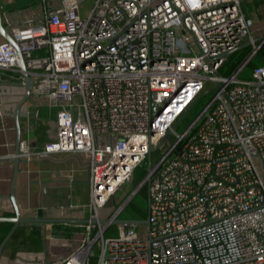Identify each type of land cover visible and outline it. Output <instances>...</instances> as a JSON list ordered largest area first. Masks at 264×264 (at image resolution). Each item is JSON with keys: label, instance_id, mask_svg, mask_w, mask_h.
Masks as SVG:
<instances>
[{"label": "built area", "instance_id": "obj_1", "mask_svg": "<svg viewBox=\"0 0 264 264\" xmlns=\"http://www.w3.org/2000/svg\"><path fill=\"white\" fill-rule=\"evenodd\" d=\"M79 1L42 0L37 20L15 12L3 23L32 91L55 107L54 135L19 156L84 155L89 165L88 216L59 264H264V33L254 35L241 0H94L84 16ZM0 68L25 81L5 38ZM145 160L132 189L147 186L145 220L117 217L129 197L102 214ZM113 222L117 233L105 235Z\"/></svg>", "mask_w": 264, "mask_h": 264}, {"label": "crops", "instance_id": "obj_2", "mask_svg": "<svg viewBox=\"0 0 264 264\" xmlns=\"http://www.w3.org/2000/svg\"><path fill=\"white\" fill-rule=\"evenodd\" d=\"M12 1L0 0L3 23L6 13L10 16H14L15 12L20 13L19 19L16 18L22 23L28 19L37 20L41 17L42 0L36 10H29L24 5L10 6ZM47 2L52 4L54 0ZM250 4L253 10L250 9L251 13H248L246 6ZM240 5L243 12L253 18L254 35L264 33H257L253 29L256 24L254 18H257L254 16L260 15L264 0H241ZM2 40L0 34V41ZM24 90L25 81L18 70L0 68V102L3 108V115L0 116V216L15 215L9 195L16 136L11 113L23 96ZM49 111L46 98L41 93L31 91L19 108L20 149L28 143L30 148H38L47 138L54 135L55 114L49 117ZM50 118H53V125L49 127L46 123ZM22 158L24 160L18 164L14 183V198L20 215L76 220L21 222L5 242L0 253V264H59V260L79 244L80 225L88 216V211L82 208L88 200L87 159L84 155L65 153ZM60 207L64 212L59 211ZM110 209L105 210V214ZM0 222H9L11 226L13 225L12 221ZM5 228V224H0V234Z\"/></svg>", "mask_w": 264, "mask_h": 264}, {"label": "rangeland", "instance_id": "obj_3", "mask_svg": "<svg viewBox=\"0 0 264 264\" xmlns=\"http://www.w3.org/2000/svg\"><path fill=\"white\" fill-rule=\"evenodd\" d=\"M93 2L94 0H80L79 1L80 14L82 16L88 13ZM40 4H41L40 0H13L10 6L24 5L29 10H36L37 8H39ZM250 9L253 10L251 4L250 6H246V10L248 13L250 12ZM254 17H257V18H254L256 21V24L253 26L254 31L257 33L264 32V28H262V26L264 25V5L261 6L260 15L259 16L255 15ZM251 49L252 47L250 45H246L244 47H241L239 50H237L233 54H231L230 59L228 61L229 63L226 62L221 68V71L225 72L224 70L229 64L232 66V63L236 64V62H239V61L241 62L249 54ZM262 60H263L262 52H258L252 58V60L248 63V65L244 68V70L241 72V76H244V77L250 76L251 67L254 64H258L262 62ZM213 84L214 82L209 81L206 87H211ZM211 94H212V91L205 92L202 95V97L199 98L198 103L209 99L211 97ZM200 107L201 106H198L196 108L193 107L190 111H188L184 115V117L178 120V122L175 125V131L181 132L182 130H184L187 124L195 117ZM48 108L50 110L48 116L51 117L55 114V107L48 104ZM46 124L47 126L53 125V118H50ZM165 144H166L165 142L162 143L160 148H164L166 146ZM160 148L158 150H160ZM157 158H158L157 151L153 150L151 152V163L153 164ZM147 164H148L147 160H145L136 167L132 181L126 182L122 188L118 189L113 194V196L107 201L105 208L101 209L100 212L102 214H105V210L110 209L111 207H114V206H118L119 204H122L129 197V199L127 200L125 204V207L118 213L117 217L118 218L133 217L135 219H144L147 216V186L146 184H143V185L141 184L138 190L132 193V189L140 183L142 177L145 175L146 171L148 170ZM145 224H146L145 222H139V224L137 225V230L142 228ZM116 225H117L116 222H113V224L110 226V228L111 227L113 228L110 233L112 234L117 233V230L115 229V227H117ZM140 232L144 234L145 230L141 229ZM108 234H109V231H108ZM76 237L77 236H75V239Z\"/></svg>", "mask_w": 264, "mask_h": 264}, {"label": "water", "instance_id": "obj_4", "mask_svg": "<svg viewBox=\"0 0 264 264\" xmlns=\"http://www.w3.org/2000/svg\"><path fill=\"white\" fill-rule=\"evenodd\" d=\"M0 34L2 35L3 38L7 39L8 41H10L13 46L16 49V53L19 56V62H20V68L22 70H24V78H25V90L23 93V96L21 97V99L17 102L15 108L13 109L11 115L14 118V122H15V132H16V136H15V150H14V155H13V173H12V177H11V184H10V198L12 200L14 209H15V215L14 216H0V220H7V221H12L13 225L11 226V228L9 229V231L6 233V235L3 237V239L0 242V253L1 250L5 244V242L7 241V239L10 237L11 233L13 232V230L15 229V227L17 225H19L21 222H35V221H39V222H44L47 220H60V221H72V220H76V219H71V218H47V217H22L20 215L19 209L16 205L15 202V198H14V183H15V178H16V174H17V170H18V164L20 161L24 160L21 156H19V151H20V136H21V127H20V122H19V108L20 106L24 103V101L27 99V97L30 95L31 91H32V86H33V80L31 79V77L29 76V74L25 71V65L23 63V59L21 57L18 45L16 44V42L13 40V38L11 37L8 27L5 26L3 24L2 21V13L0 10ZM149 162V161H148ZM149 164V163H148ZM86 220V219H85ZM104 220V219H101ZM114 220H118L117 218H115ZM138 220H145V219H138Z\"/></svg>", "mask_w": 264, "mask_h": 264}, {"label": "trees", "instance_id": "obj_5", "mask_svg": "<svg viewBox=\"0 0 264 264\" xmlns=\"http://www.w3.org/2000/svg\"><path fill=\"white\" fill-rule=\"evenodd\" d=\"M228 59H230V56H229V58ZM229 61V60H228ZM0 224H5L6 225V228L1 232V234H0V240L2 239V237L6 234V232L9 230V228H10V226H11V224L9 223V222H0ZM112 227L111 228H108L106 231H105V235H108V236H110L111 235V231H112ZM108 231H109V234H108Z\"/></svg>", "mask_w": 264, "mask_h": 264}]
</instances>
